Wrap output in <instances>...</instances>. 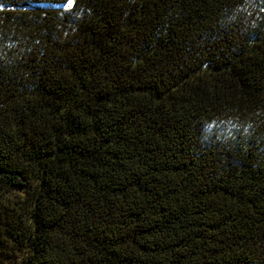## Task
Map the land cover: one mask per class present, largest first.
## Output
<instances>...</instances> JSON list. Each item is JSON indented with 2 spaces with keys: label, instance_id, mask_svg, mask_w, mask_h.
<instances>
[{
  "label": "trees",
  "instance_id": "16d2710c",
  "mask_svg": "<svg viewBox=\"0 0 264 264\" xmlns=\"http://www.w3.org/2000/svg\"><path fill=\"white\" fill-rule=\"evenodd\" d=\"M0 264H264V0H0Z\"/></svg>",
  "mask_w": 264,
  "mask_h": 264
}]
</instances>
